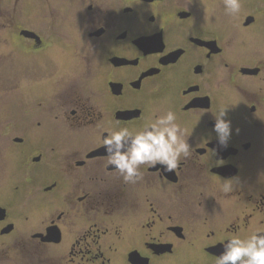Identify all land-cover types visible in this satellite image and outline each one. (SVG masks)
I'll use <instances>...</instances> for the list:
<instances>
[{"label": "flooded vegetation", "instance_id": "flooded-vegetation-1", "mask_svg": "<svg viewBox=\"0 0 264 264\" xmlns=\"http://www.w3.org/2000/svg\"><path fill=\"white\" fill-rule=\"evenodd\" d=\"M240 3L36 0L0 64V264H216L264 233V0ZM169 111L190 154L125 183L103 139Z\"/></svg>", "mask_w": 264, "mask_h": 264}, {"label": "clouds", "instance_id": "clouds-1", "mask_svg": "<svg viewBox=\"0 0 264 264\" xmlns=\"http://www.w3.org/2000/svg\"><path fill=\"white\" fill-rule=\"evenodd\" d=\"M226 9L238 13L240 0H226ZM226 115V110L222 109L212 125L222 145L232 133L231 121ZM182 137L183 130L176 123V115L169 111L135 134L127 129L110 133L103 139V145L108 153V164L115 166L125 183H135L140 179L139 166L142 164L155 166L159 163L166 171L176 169L181 157L190 154V145ZM232 190L230 182L222 186L223 192ZM222 249L216 264H264V233L257 231L246 239L233 236L222 243Z\"/></svg>", "mask_w": 264, "mask_h": 264}, {"label": "rangeland", "instance_id": "rangeland-1", "mask_svg": "<svg viewBox=\"0 0 264 264\" xmlns=\"http://www.w3.org/2000/svg\"><path fill=\"white\" fill-rule=\"evenodd\" d=\"M0 0V64H22V56L19 52L20 47L16 39L19 38L24 27L25 15L29 18L36 14V0ZM26 4V5H25ZM11 26V24H14ZM13 35L14 45H11L9 35ZM3 61V62H2ZM4 71L0 72V83L5 81ZM19 78V76H17ZM17 107L12 106L11 110Z\"/></svg>", "mask_w": 264, "mask_h": 264}]
</instances>
